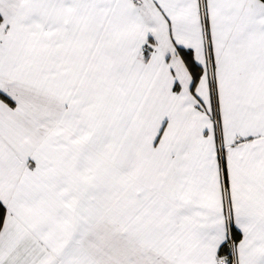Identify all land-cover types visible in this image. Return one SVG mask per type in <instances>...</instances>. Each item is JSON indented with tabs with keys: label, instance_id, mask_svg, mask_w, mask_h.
Returning <instances> with one entry per match:
<instances>
[{
	"label": "snow or ice",
	"instance_id": "snow-or-ice-1",
	"mask_svg": "<svg viewBox=\"0 0 264 264\" xmlns=\"http://www.w3.org/2000/svg\"><path fill=\"white\" fill-rule=\"evenodd\" d=\"M0 264H264V0H0Z\"/></svg>",
	"mask_w": 264,
	"mask_h": 264
}]
</instances>
